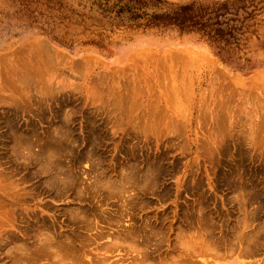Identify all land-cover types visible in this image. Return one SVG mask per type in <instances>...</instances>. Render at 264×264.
Returning <instances> with one entry per match:
<instances>
[{
    "label": "rangeland",
    "instance_id": "obj_1",
    "mask_svg": "<svg viewBox=\"0 0 264 264\" xmlns=\"http://www.w3.org/2000/svg\"><path fill=\"white\" fill-rule=\"evenodd\" d=\"M96 1L0 0V229L29 252L13 264H264V0L239 10L231 60Z\"/></svg>",
    "mask_w": 264,
    "mask_h": 264
},
{
    "label": "trees",
    "instance_id": "obj_2",
    "mask_svg": "<svg viewBox=\"0 0 264 264\" xmlns=\"http://www.w3.org/2000/svg\"><path fill=\"white\" fill-rule=\"evenodd\" d=\"M245 1H191L177 6L166 0H97L95 5L101 16L121 22L125 19L133 26L174 27L181 33H200L217 47L219 54L223 52L227 55L225 59L231 60L244 45L241 42L244 24H235L239 21L238 12L246 14L241 22L252 15L246 11ZM148 8L159 10L148 12Z\"/></svg>",
    "mask_w": 264,
    "mask_h": 264
},
{
    "label": "clouds",
    "instance_id": "obj_3",
    "mask_svg": "<svg viewBox=\"0 0 264 264\" xmlns=\"http://www.w3.org/2000/svg\"><path fill=\"white\" fill-rule=\"evenodd\" d=\"M181 3V0H177V6ZM147 33L138 34L137 38L134 41H131L125 47H118V50L124 53H127L129 50H141L145 47H148L147 41ZM73 113L71 109L65 110V120H69L72 117ZM13 155L16 156L17 161L24 165H29L34 158V153L28 146L22 147L18 152L14 149ZM151 169H149V173H151ZM66 183V182H65ZM105 190H110L111 185L108 182L104 183ZM11 229L3 228L0 229V253H3V257L7 260L8 264H13L14 261H18L21 258H26L29 255L27 248L20 243H9V235L8 233ZM36 241L41 246L51 245L54 241V235L47 230H40L36 233L35 236ZM7 247H4L5 245ZM52 264H68V261L63 257L62 253L53 254Z\"/></svg>",
    "mask_w": 264,
    "mask_h": 264
}]
</instances>
